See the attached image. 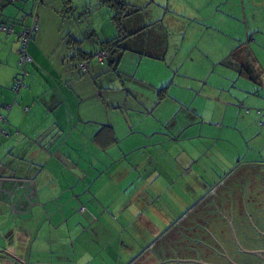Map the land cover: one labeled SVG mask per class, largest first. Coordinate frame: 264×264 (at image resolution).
I'll list each match as a JSON object with an SVG mask.
<instances>
[{
	"label": "crops",
	"instance_id": "crops-1",
	"mask_svg": "<svg viewBox=\"0 0 264 264\" xmlns=\"http://www.w3.org/2000/svg\"><path fill=\"white\" fill-rule=\"evenodd\" d=\"M124 2L120 33L99 0H0V264L264 250V0Z\"/></svg>",
	"mask_w": 264,
	"mask_h": 264
},
{
	"label": "trees",
	"instance_id": "trees-1",
	"mask_svg": "<svg viewBox=\"0 0 264 264\" xmlns=\"http://www.w3.org/2000/svg\"><path fill=\"white\" fill-rule=\"evenodd\" d=\"M100 4L102 6L107 7L111 12H112V20L116 23V27L118 29V32L123 31V21L126 17L129 16L130 14V6L124 2V0H99ZM70 3V0H66V6ZM66 12L71 13V9L66 7ZM37 25V22H36ZM38 27V25H37ZM12 28V27H11ZM13 29V28H12ZM39 29H37L34 32V36L32 40L35 38V35ZM119 37H116L115 39L109 40V41H102L98 45H95V52L93 53H86L83 50H77V52H72L73 57L77 58V63L74 65V70L77 72V70H82V65H84L83 60L91 61V60H96L100 64H105L107 62V59L109 60L114 53L118 52L119 49ZM97 46H99V49H97ZM20 48V47H19ZM19 54V53H18ZM86 61V62H87ZM85 62V61H84ZM75 63V62H74ZM19 64H20V56H19ZM20 69L21 71L23 70V74L28 73V63L25 65L20 64ZM18 81H21L22 84H20L21 87L25 85L24 80L18 79ZM258 244H261V241L258 242ZM259 246V245H258ZM259 248V247H258ZM260 248L264 249V244H261ZM242 256H247V255H242ZM251 259L257 260L258 258L256 256L250 257Z\"/></svg>",
	"mask_w": 264,
	"mask_h": 264
},
{
	"label": "built area",
	"instance_id": "built-area-1",
	"mask_svg": "<svg viewBox=\"0 0 264 264\" xmlns=\"http://www.w3.org/2000/svg\"><path fill=\"white\" fill-rule=\"evenodd\" d=\"M38 29L37 25L34 24L32 27L30 28H26L20 35V48H19V56H20V64L21 65H25L26 63H29L31 61V58L28 54V48L29 45L32 41V38L34 36V32ZM0 30L8 32V33H12L14 32V30L12 28H8L5 26H0ZM20 84H22L21 81L17 82V86L16 89H19L21 86Z\"/></svg>",
	"mask_w": 264,
	"mask_h": 264
},
{
	"label": "flooded vegetation",
	"instance_id": "flooded-vegetation-1",
	"mask_svg": "<svg viewBox=\"0 0 264 264\" xmlns=\"http://www.w3.org/2000/svg\"><path fill=\"white\" fill-rule=\"evenodd\" d=\"M260 234L264 236L263 233H260ZM255 256L259 259V261H258V259L257 260H254V259H244L245 257H241V259H242V262L244 260V263L245 264H264V254H262L260 256L259 255H255Z\"/></svg>",
	"mask_w": 264,
	"mask_h": 264
},
{
	"label": "water",
	"instance_id": "water-1",
	"mask_svg": "<svg viewBox=\"0 0 264 264\" xmlns=\"http://www.w3.org/2000/svg\"><path fill=\"white\" fill-rule=\"evenodd\" d=\"M245 252H247V253H249L248 251H245ZM251 254H255V255H262V254H264V251L263 252H260V251H258V252H251Z\"/></svg>",
	"mask_w": 264,
	"mask_h": 264
},
{
	"label": "rangeland",
	"instance_id": "rangeland-1",
	"mask_svg": "<svg viewBox=\"0 0 264 264\" xmlns=\"http://www.w3.org/2000/svg\"><path fill=\"white\" fill-rule=\"evenodd\" d=\"M259 246H260V244H258ZM260 250V249H259ZM258 261H259V259H258Z\"/></svg>",
	"mask_w": 264,
	"mask_h": 264
},
{
	"label": "snow or ice",
	"instance_id": "snow-or-ice-1",
	"mask_svg": "<svg viewBox=\"0 0 264 264\" xmlns=\"http://www.w3.org/2000/svg\"><path fill=\"white\" fill-rule=\"evenodd\" d=\"M5 115H6V113H5Z\"/></svg>",
	"mask_w": 264,
	"mask_h": 264
}]
</instances>
